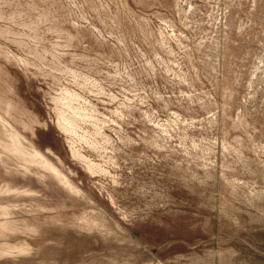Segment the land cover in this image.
I'll return each mask as SVG.
<instances>
[{
  "label": "rangeland",
  "instance_id": "374dc122",
  "mask_svg": "<svg viewBox=\"0 0 264 264\" xmlns=\"http://www.w3.org/2000/svg\"><path fill=\"white\" fill-rule=\"evenodd\" d=\"M0 264H264V0H0Z\"/></svg>",
  "mask_w": 264,
  "mask_h": 264
}]
</instances>
